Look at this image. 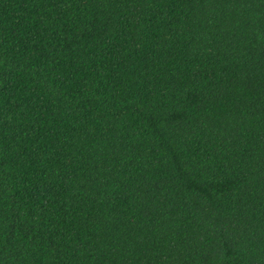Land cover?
I'll return each mask as SVG.
<instances>
[{
	"label": "trees",
	"instance_id": "1",
	"mask_svg": "<svg viewBox=\"0 0 264 264\" xmlns=\"http://www.w3.org/2000/svg\"><path fill=\"white\" fill-rule=\"evenodd\" d=\"M0 264H264V0H0Z\"/></svg>",
	"mask_w": 264,
	"mask_h": 264
}]
</instances>
